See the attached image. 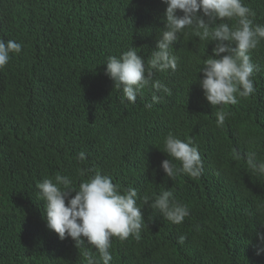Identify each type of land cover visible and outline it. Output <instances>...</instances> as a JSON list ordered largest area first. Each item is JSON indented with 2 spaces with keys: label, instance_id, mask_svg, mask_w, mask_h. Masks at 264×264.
Instances as JSON below:
<instances>
[{
  "label": "trees",
  "instance_id": "trees-1",
  "mask_svg": "<svg viewBox=\"0 0 264 264\" xmlns=\"http://www.w3.org/2000/svg\"><path fill=\"white\" fill-rule=\"evenodd\" d=\"M243 3L253 23L264 25V0ZM166 7L162 0H0V39L22 45L0 69V264H87L85 253L99 259L86 240L76 247L47 228L37 188L56 175L78 188L96 173L110 176L121 194L136 189L144 217L139 240L112 238L110 264H264V252L257 254L264 176L247 165L250 152L264 160V40L250 52L256 92L223 109L210 105L199 84L215 42L192 29L173 44L176 70H153V81L171 90L155 93L158 103L151 86L135 103L122 102L105 74L107 58L130 48L147 65ZM218 110L228 114L223 127ZM169 133L198 148L199 178L166 176ZM164 190L189 209L179 225L151 207Z\"/></svg>",
  "mask_w": 264,
  "mask_h": 264
},
{
  "label": "clouds",
  "instance_id": "clouds-1",
  "mask_svg": "<svg viewBox=\"0 0 264 264\" xmlns=\"http://www.w3.org/2000/svg\"><path fill=\"white\" fill-rule=\"evenodd\" d=\"M162 2L167 5L166 23L147 65L135 48H130L119 57L107 58L105 74L114 81L117 89L122 90V102L135 103L137 95L149 86L155 90L153 103L162 99L155 93L171 95V90L164 84L153 81V70H176L177 58L172 54V48L186 29H192L200 40L215 42L213 55L206 59L204 67L200 69L203 78L199 80L210 105L223 109L227 105H236L238 97L246 99L252 96L256 92L252 77L259 69L252 62L250 52L264 40V25L253 23L255 13L243 0ZM232 19L236 20V24L230 27L226 21ZM21 50L20 43L0 39V69ZM151 107L152 104H145L146 109ZM215 115L217 127H223L228 114L218 110ZM162 151L169 157L161 164L168 178L177 172L194 179L202 175L203 162L191 140L184 142L169 133L164 139ZM79 159L84 160L85 153L81 152ZM173 160L179 162L178 169ZM247 165L254 174L264 176V160H258L255 152L248 153ZM37 188L44 202L47 228L58 234L60 240L70 237L76 247L85 244L86 240L98 251L99 259L85 253L87 264H101V261L102 264H110L112 255L109 249L113 237L120 241L130 236L136 240L141 238L144 217L137 206V190L129 188L121 194L110 176L96 173L79 183L77 188L67 176L56 175L54 181L44 179L37 184ZM143 201L148 204L149 198L144 196ZM151 207L176 225L190 215L186 205L174 202L173 193L169 190L156 196ZM258 239L264 243V233H258ZM262 252L264 248L257 250L258 255Z\"/></svg>",
  "mask_w": 264,
  "mask_h": 264
}]
</instances>
